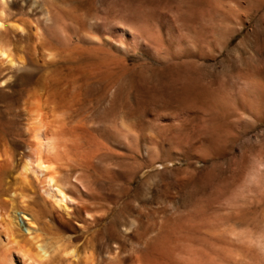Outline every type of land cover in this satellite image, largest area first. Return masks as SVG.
Masks as SVG:
<instances>
[{"label": "rangeland", "instance_id": "1", "mask_svg": "<svg viewBox=\"0 0 264 264\" xmlns=\"http://www.w3.org/2000/svg\"><path fill=\"white\" fill-rule=\"evenodd\" d=\"M0 12V137L23 162L19 108L43 83V132L63 141L56 180L73 201L69 217L34 185L0 222L47 263L70 242L94 245V264H264V0H6ZM25 37L18 82L7 43Z\"/></svg>", "mask_w": 264, "mask_h": 264}, {"label": "bare ground", "instance_id": "2", "mask_svg": "<svg viewBox=\"0 0 264 264\" xmlns=\"http://www.w3.org/2000/svg\"><path fill=\"white\" fill-rule=\"evenodd\" d=\"M0 3L1 7L5 6L6 0H0ZM32 5H36V2H33ZM41 8L44 9L43 4L41 5ZM43 13L44 16H47L48 11L44 10ZM2 21L3 18L0 14V24L2 23ZM19 25L20 22L15 21L13 22V24H9L7 28L10 32H14L19 28ZM1 28L2 27H0V29ZM7 45L12 46L13 48L15 57L13 55L11 56H13L17 62L16 73H21V75L17 77V81L24 82V80L26 79V75L24 74V72L28 70L27 68L32 67V49L30 46V38L25 37L22 41L17 40L16 42L10 40L8 41ZM2 49L4 50V48L0 46V56L4 58V53ZM6 51L8 50L6 49ZM8 64L11 63L8 62ZM44 86L45 85L43 83L38 82V85L35 89L24 95L19 108L23 123L22 133L26 138V141L28 142L24 156H22L24 157V161L22 160L23 162H17L15 165H12L11 158L13 157V152L10 146L8 145L7 141L4 138L0 137V157L5 158L3 165L0 166V205L3 207L2 209L6 211H11L15 208H18L20 201L28 198V195L33 191V186L35 185L38 188L40 195L44 198L43 202H45V200L46 202L48 201L52 208L61 211L62 213L68 216V206L71 205L73 201L70 202L71 199L69 200V196L65 194L63 188L58 184L59 180H56V166H58L59 164L57 165V163L61 161L59 159V157H61L59 154L61 150L59 148H61V146L64 144L62 141V145L59 147L56 138L48 137L46 131L45 133L43 132L45 122V118L43 119V101H46L44 97L45 95L43 94ZM254 90H256L254 92L255 94L257 93V91L259 92V90H257L256 88ZM246 100L247 99L245 96H242L240 98V103L244 107L247 106ZM46 102L48 103V100ZM57 147H59L58 149L60 152L56 153H58L59 156H55L54 153L55 151H57ZM30 161L33 162L35 165L34 173L31 172L29 165ZM6 169L10 170L7 171ZM5 197H9L10 200L7 201L5 199V201ZM70 216L71 215H69V217ZM6 219L8 220V218ZM6 219L0 222V225L6 228V232L4 231L5 237H8L5 244H1L2 242H0V264H8L9 262H11V250H15L18 255H20L23 261L34 260V264H67V259H73L71 263L68 264H94V245H92L91 243H86L81 248H76L74 247V245H70V242L69 244L63 243L60 245H58L59 243H56L57 246L55 247V251L53 252H56L57 255L64 254V259H58L52 262H50L49 260V263H47V260H45L46 257L51 258L52 256L47 255V251H45L44 245H39L37 244L39 243V241L36 240V242H34L30 238L27 240H25L24 238L22 239L20 237L21 235H19L20 230L18 231L15 226L13 227L10 221L6 222ZM42 231L44 232V234H49L50 232L49 228H44ZM43 232L41 234H43ZM42 239L44 238L42 237ZM50 247L51 248L49 249V251L52 252L51 249L53 248L52 246ZM51 252L50 254H53ZM134 254L137 253L135 252ZM53 256H55V254H53ZM140 256L141 254L138 258H140ZM55 258L57 257L55 256ZM138 258L136 257L135 261Z\"/></svg>", "mask_w": 264, "mask_h": 264}]
</instances>
